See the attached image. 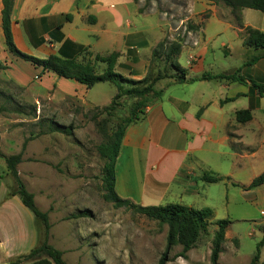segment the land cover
<instances>
[{
	"label": "crops",
	"instance_id": "0c3cea01",
	"mask_svg": "<svg viewBox=\"0 0 264 264\" xmlns=\"http://www.w3.org/2000/svg\"><path fill=\"white\" fill-rule=\"evenodd\" d=\"M139 7L135 0H13L11 34L23 53L90 59L97 72L106 65L94 62V56L116 53L115 70L138 80L150 74L152 50L164 34V19L152 8L141 13ZM2 8L0 0V63L4 66L0 73L4 80L28 90L33 103L45 100L55 106L67 98L90 108L110 103L116 93L113 83L87 87L10 53L2 29ZM186 10L185 18L197 27L189 30L176 58L187 79L240 69L242 75L264 85V50L243 44V29L229 7L211 0H188ZM154 16L161 23L148 19ZM239 16L243 27L264 32L263 12L245 7ZM192 39H197L196 45ZM191 53L194 59L189 58ZM253 58L254 62L246 64ZM25 62L29 64L22 65ZM18 66H27L29 71L23 74ZM106 82L112 84L106 94L92 91ZM153 88L162 91L161 97L143 108L144 116L128 125L123 136L115 164L117 195L141 205L178 203L203 208L207 204L200 202L205 196L200 176L214 173L225 177L217 184L225 187L226 218L250 219L255 209L261 220L254 223L264 233V183L243 187L264 171V96L249 82L224 79L178 82L170 76L157 80ZM247 108L251 118L239 122L237 111ZM4 171L9 176L6 165ZM12 185L0 204V213L7 214V219H0V243L6 238L12 249L27 245L31 250L44 240L43 228L20 196L11 193ZM12 205L16 212L7 213ZM259 261L264 262V244Z\"/></svg>",
	"mask_w": 264,
	"mask_h": 264
},
{
	"label": "rangeland",
	"instance_id": "374dc122",
	"mask_svg": "<svg viewBox=\"0 0 264 264\" xmlns=\"http://www.w3.org/2000/svg\"><path fill=\"white\" fill-rule=\"evenodd\" d=\"M138 2L147 10L152 8L164 19L163 38L186 40L188 26H193L185 18L188 0ZM148 19L155 24L161 23L155 16ZM17 68L23 74L29 71L27 66ZM148 68L149 75L153 76L168 71L169 65L161 54ZM110 85L107 82L97 84L92 91L106 94ZM134 101L133 97L123 98L122 105L109 117L94 108L80 105L73 98L55 106L45 100L33 103L28 90L16 86L11 80H4L0 73V151L7 155L18 153L26 140L23 152L26 158L20 163L19 176L33 193L37 207L48 214V243L62 252V258L68 264H158L165 250L167 224L160 225L156 220L125 207H115L103 199L100 177L103 161L97 146L103 140L105 130L111 132L123 117L129 115ZM30 105L36 106L35 114ZM143 108L140 106V110ZM48 120L70 129L67 133L49 130ZM5 165L0 156V204L10 182L13 183L11 192L16 190L10 173L9 176L5 174ZM203 191L205 196H201L200 202H205L206 207L213 210L212 221L200 231L194 247L185 256L179 255L182 246L176 244L166 254L164 264H211L210 249L217 229L215 221L219 219L231 222L218 264H249L256 253L257 243L264 236L260 225L254 223V220H261L257 219L256 210L251 209L250 219L226 218L225 187L205 183ZM27 211L32 215L29 209ZM84 211L85 215H78ZM14 212L12 205L7 213ZM73 214L77 216L73 217ZM0 219H7V214L0 213ZM42 235L45 238L44 228ZM2 241L0 264H7L30 250L27 245L12 249L6 238ZM257 264L264 262L258 259Z\"/></svg>",
	"mask_w": 264,
	"mask_h": 264
},
{
	"label": "trees",
	"instance_id": "16d2710c",
	"mask_svg": "<svg viewBox=\"0 0 264 264\" xmlns=\"http://www.w3.org/2000/svg\"><path fill=\"white\" fill-rule=\"evenodd\" d=\"M138 2V0H135ZM216 4H224L231 9V13L234 16L236 23L242 27L243 44L248 47L264 50V32L252 27H243L240 23L239 10L241 8H251L259 10L264 13V0H211ZM2 29L5 37V43L7 49L14 56L21 58L31 63L34 67H40L43 71H52L60 77L70 78L77 80L78 82L85 84L87 87H91L95 83L109 81L116 86V93L113 95L109 104L102 107H95L94 109L100 113L106 114V116H112L114 111L122 105V99L127 97L135 98L133 106L128 116H125L118 122L111 132L104 131V138L97 146V151L100 158L103 161L101 169V180L103 186V199L111 202L115 207H125L136 213L144 215L149 219L156 220L160 225L167 224L168 230L166 233V246L159 259L158 264L165 263V256L169 250L176 244L182 246V250L179 255L185 256L186 252L194 247L200 231L205 228L206 224L212 221L214 216L213 210L209 207L193 208L187 205L178 203H168L165 205H141L133 202L127 198H121L115 191V164L116 159L120 151L123 136L126 128L131 123L139 121L144 116V110H140V106L145 107L148 103H151L161 97L162 91L155 90L153 84L164 77H175L178 82H192L197 79H224L228 81H239L242 83H250L253 89H256L260 96H264V85L257 84L253 80L248 79L240 73V69L231 73H219L210 74L203 73L195 78H186V72L182 69L176 58L181 53L182 40L179 38H173L171 40L164 37L152 50V58H157L159 55H164V60L169 65V70L165 72H157L155 75H146L142 79H132L124 76L123 74L115 70L117 54L111 53L106 56L95 55L94 62L105 63V68L101 72H97L95 63L89 60H77L74 57H62L59 55H50L46 58H39L33 55H29L21 52L17 49L13 42L11 27H10V12L13 4V0H2ZM150 9H146L142 6L139 7V12H149ZM187 30H195L196 26H188ZM256 58L248 61L246 64H251ZM0 68L4 66L0 63ZM170 71V73H169ZM33 109V114L36 112V106L30 105ZM252 108V107H250ZM239 110L236 113V119L239 122L248 121L251 118V109ZM19 112L23 113L22 110ZM49 130L68 132L69 127L60 124L53 120H48ZM26 146V140L23 141L21 150L15 154H4L0 151V156L4 159L7 172L10 173L15 185L16 190H13L12 194H18L25 207H27L34 218L40 222L45 230L44 240L32 248L28 253L21 254L13 261L7 264H21L26 262L27 264H68L62 258V252L56 249L47 241L48 230L50 228V222L47 212L41 211L35 204L34 195L30 192L23 180L20 178L17 165L22 161V155ZM8 173V174H9ZM225 177L214 173H203L200 179L205 183H217L223 180ZM264 183V171L257 175L252 181L244 188H252ZM86 211L79 212L78 215H85ZM73 217L77 214H73ZM217 229L215 230L212 238V244L210 249V263L218 264V259L223 252V243L225 240V233L230 221L228 219H219L215 221ZM264 244V239L257 243L256 253L251 258L249 264H257L260 256V247Z\"/></svg>",
	"mask_w": 264,
	"mask_h": 264
},
{
	"label": "built area",
	"instance_id": "2783aa9c",
	"mask_svg": "<svg viewBox=\"0 0 264 264\" xmlns=\"http://www.w3.org/2000/svg\"><path fill=\"white\" fill-rule=\"evenodd\" d=\"M189 33H190V31L187 30V34H189ZM192 44H193V45H196V44H197V39H192ZM183 45L185 46L186 43H184ZM194 57H195V55H194L193 53L189 54V58H190V59H194Z\"/></svg>",
	"mask_w": 264,
	"mask_h": 264
}]
</instances>
